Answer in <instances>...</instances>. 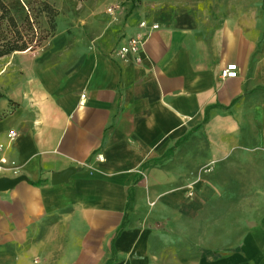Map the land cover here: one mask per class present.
Segmentation results:
<instances>
[{
	"label": "crops",
	"instance_id": "obj_1",
	"mask_svg": "<svg viewBox=\"0 0 264 264\" xmlns=\"http://www.w3.org/2000/svg\"><path fill=\"white\" fill-rule=\"evenodd\" d=\"M108 3L0 58V264H264L263 20Z\"/></svg>",
	"mask_w": 264,
	"mask_h": 264
},
{
	"label": "rangeland",
	"instance_id": "obj_2",
	"mask_svg": "<svg viewBox=\"0 0 264 264\" xmlns=\"http://www.w3.org/2000/svg\"><path fill=\"white\" fill-rule=\"evenodd\" d=\"M5 1L13 9L14 14L18 18V20H22L28 8H30L32 10L30 11L31 12L30 14L34 21L35 31L38 32L42 30L43 32H48V25L46 22L47 19L45 18L44 14L38 12L40 7V2L42 0H20L21 3L23 4V5L21 4L22 6L20 5V3L18 4L16 0H5ZM97 1L98 0H47V2L50 3L58 12L57 16L55 17V22H56L55 31L57 29V25L60 21L61 16H63L66 12L70 10L72 11L76 10L80 4H83V2L95 3ZM165 1L173 2L174 4L210 1L212 2V4H215L216 8L224 7V5L226 4V6L231 7L232 10L235 9L243 10V26L244 25L253 26L256 25L257 23L259 24L260 20H263V27H264V0H108L109 3L105 8V12L108 13V8H114L116 6L122 7V5L124 4H128L133 8V7H137L141 2H143V4L148 6L151 5L158 6L161 3H164ZM54 33H52V35ZM52 35L47 36L44 39H41L40 43L37 46H35L33 49L42 45V43ZM2 97L3 94L0 92V99ZM207 171L208 168L204 166L201 168L200 173L202 174L203 172H207ZM151 228H153V232L155 233H159L161 231L174 233L175 231L173 227L171 229L170 226H162L159 224L155 225L154 223ZM199 248L206 249L207 247L200 244ZM220 251H221L220 249H216V254L221 253ZM189 252H192V250L189 249Z\"/></svg>",
	"mask_w": 264,
	"mask_h": 264
},
{
	"label": "trees",
	"instance_id": "obj_3",
	"mask_svg": "<svg viewBox=\"0 0 264 264\" xmlns=\"http://www.w3.org/2000/svg\"><path fill=\"white\" fill-rule=\"evenodd\" d=\"M16 1L18 4H22L20 0ZM30 11L32 10L28 8L24 18L18 20L9 4L5 0H0V58L14 52L31 50L40 43L41 39L54 33L56 28L55 17L58 12L47 0L40 2L38 12L44 14L47 19L48 32L35 31ZM130 199L129 197V201Z\"/></svg>",
	"mask_w": 264,
	"mask_h": 264
},
{
	"label": "built area",
	"instance_id": "obj_4",
	"mask_svg": "<svg viewBox=\"0 0 264 264\" xmlns=\"http://www.w3.org/2000/svg\"><path fill=\"white\" fill-rule=\"evenodd\" d=\"M118 8L119 6H116L114 8H108V13L114 14ZM138 26L139 28L143 29V31L132 35L125 44L121 45L116 49V53L120 57L125 58L126 60H133L135 62H140V52L143 49L150 32L159 27L157 23L148 22L146 20H141ZM237 76L238 67L235 63L227 64L221 72L222 78H236ZM13 133V131H10L9 136L13 135Z\"/></svg>",
	"mask_w": 264,
	"mask_h": 264
},
{
	"label": "water",
	"instance_id": "obj_5",
	"mask_svg": "<svg viewBox=\"0 0 264 264\" xmlns=\"http://www.w3.org/2000/svg\"><path fill=\"white\" fill-rule=\"evenodd\" d=\"M58 178L54 177L53 181H57ZM2 182H4V184L6 183L5 180H0V186L2 185Z\"/></svg>",
	"mask_w": 264,
	"mask_h": 264
}]
</instances>
